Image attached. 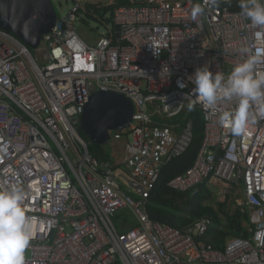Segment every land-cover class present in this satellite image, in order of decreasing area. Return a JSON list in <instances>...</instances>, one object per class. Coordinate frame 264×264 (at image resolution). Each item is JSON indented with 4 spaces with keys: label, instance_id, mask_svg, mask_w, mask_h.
Wrapping results in <instances>:
<instances>
[{
    "label": "built area",
    "instance_id": "obj_1",
    "mask_svg": "<svg viewBox=\"0 0 264 264\" xmlns=\"http://www.w3.org/2000/svg\"><path fill=\"white\" fill-rule=\"evenodd\" d=\"M70 1L34 54L0 30V190L22 188L25 213L37 218L26 264H264V100L250 104L253 122L234 136L217 116L234 105H203L189 79L203 66L227 75L244 49L264 72V26L239 15L238 0ZM195 4L204 11L194 20ZM89 21L103 28L95 40L77 31ZM94 92L134 106L129 127L111 134L110 149L123 146L119 162L100 163L79 134ZM189 104L202 115V144L168 187L196 195L204 184L224 199L240 188L248 236L222 250L205 243L210 219L180 231L147 213L161 168L192 141L191 120L177 122Z\"/></svg>",
    "mask_w": 264,
    "mask_h": 264
},
{
    "label": "clouds",
    "instance_id": "obj_2",
    "mask_svg": "<svg viewBox=\"0 0 264 264\" xmlns=\"http://www.w3.org/2000/svg\"><path fill=\"white\" fill-rule=\"evenodd\" d=\"M239 15L254 26H264V0H238ZM204 9L195 4L191 16L195 20ZM246 59L237 63L230 73H213L208 66L196 68L189 78L193 93L209 107L234 105L217 113L221 127H228L234 136L244 133L253 122L250 104L264 100V72L256 71L258 56L244 49ZM183 87V85H181ZM189 110L192 105L189 104ZM22 188L0 190V264H26L25 253L30 247V224L37 218L27 216L22 205Z\"/></svg>",
    "mask_w": 264,
    "mask_h": 264
},
{
    "label": "trees",
    "instance_id": "obj_3",
    "mask_svg": "<svg viewBox=\"0 0 264 264\" xmlns=\"http://www.w3.org/2000/svg\"><path fill=\"white\" fill-rule=\"evenodd\" d=\"M108 11L110 12L111 9L96 10L95 12L100 18H103ZM183 116L178 117L177 122L184 124L187 120H191L192 141L184 153L161 168L159 179L150 192L147 213L151 221L168 225L180 231L185 230L202 218L210 219L211 225L205 234V243L214 249L222 250L226 239L248 236L249 215L243 206H238L235 211L229 213L226 202L219 203L218 208L214 209L208 202L211 192L204 184L199 188L196 195L177 192L168 187L171 179L183 175L192 167L203 140L201 112L197 109H191L184 122L182 121ZM79 134L84 141L89 143L88 150L94 158L100 163L111 161L110 147L91 144L80 128ZM115 173L119 180L124 177L120 167L115 168Z\"/></svg>",
    "mask_w": 264,
    "mask_h": 264
},
{
    "label": "water",
    "instance_id": "obj_4",
    "mask_svg": "<svg viewBox=\"0 0 264 264\" xmlns=\"http://www.w3.org/2000/svg\"><path fill=\"white\" fill-rule=\"evenodd\" d=\"M56 19L51 0H0V30L12 34L30 51L39 48ZM133 114L134 106L124 95L94 92L84 105L80 130L91 144L107 147L111 134L127 129Z\"/></svg>",
    "mask_w": 264,
    "mask_h": 264
},
{
    "label": "rangeland",
    "instance_id": "obj_5",
    "mask_svg": "<svg viewBox=\"0 0 264 264\" xmlns=\"http://www.w3.org/2000/svg\"><path fill=\"white\" fill-rule=\"evenodd\" d=\"M52 5L56 11L57 16H63L68 13L70 7H71V1L70 0H51ZM77 31L84 39L88 40H95L98 38V35L103 32V28L99 26L94 21H89L87 27H80L77 26ZM34 54V52L32 51ZM110 147V145H108ZM113 148L116 147L117 149H121L122 145L116 144V142H113ZM115 150V148H114ZM124 183L126 185L133 187L134 182L131 180H127ZM209 204L214 207V209L218 208L219 203L226 202L227 209L229 210V213H232L235 211V208L238 204L244 202V198L242 196L240 188L237 189V195L236 197H228L227 199H224L223 193L220 192V190L213 191L211 194V197L208 200ZM207 203V202H206Z\"/></svg>",
    "mask_w": 264,
    "mask_h": 264
},
{
    "label": "crops",
    "instance_id": "obj_6",
    "mask_svg": "<svg viewBox=\"0 0 264 264\" xmlns=\"http://www.w3.org/2000/svg\"><path fill=\"white\" fill-rule=\"evenodd\" d=\"M117 143L121 145L120 142H116V144ZM114 148H115V150H114ZM114 148L112 147V149H111V157L113 156V158L115 159V161L119 162V160L121 158L120 156H122V148L121 149H117L116 147H114Z\"/></svg>",
    "mask_w": 264,
    "mask_h": 264
}]
</instances>
